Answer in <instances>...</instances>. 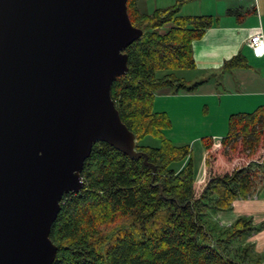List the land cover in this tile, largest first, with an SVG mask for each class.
Here are the masks:
<instances>
[{"label": "trees", "instance_id": "obj_1", "mask_svg": "<svg viewBox=\"0 0 264 264\" xmlns=\"http://www.w3.org/2000/svg\"><path fill=\"white\" fill-rule=\"evenodd\" d=\"M178 7L176 1L144 12L137 0H126L129 20L142 32L124 48L127 69L109 90L120 119L135 134L136 148L154 168L95 141L81 167L82 187L62 194L50 224L48 236L56 245L51 264H243L225 249L241 240L248 247L243 250L253 253L241 239L252 229L247 218L217 227L203 210L226 208L251 191L254 164L264 157V104L228 113L220 137L201 136L200 179L193 178L188 144L163 134L170 125L167 112L152 109L158 88L176 91L198 83L174 69L194 67L191 41L213 18L179 14ZM245 65L240 52L222 62L224 69ZM258 257L255 263L264 264V256Z\"/></svg>", "mask_w": 264, "mask_h": 264}, {"label": "water", "instance_id": "obj_2", "mask_svg": "<svg viewBox=\"0 0 264 264\" xmlns=\"http://www.w3.org/2000/svg\"><path fill=\"white\" fill-rule=\"evenodd\" d=\"M141 32L126 0H0V264H51L95 141L154 168L109 93Z\"/></svg>", "mask_w": 264, "mask_h": 264}, {"label": "crops", "instance_id": "obj_3", "mask_svg": "<svg viewBox=\"0 0 264 264\" xmlns=\"http://www.w3.org/2000/svg\"><path fill=\"white\" fill-rule=\"evenodd\" d=\"M176 1L179 2V14H209L213 23L204 29L200 37L191 41L194 67L189 68L192 75L184 79L189 83H198L191 89L179 88L176 91L164 86L163 92L170 98L179 93H184L180 94L183 97L195 96L196 100L203 101L206 112L210 109L206 99L216 96L214 104H218L220 109L218 119L221 125L220 131L213 130L210 136L217 138L225 132L228 113L248 111L264 104V53L257 55L247 44L249 35L259 30L264 45V0H137V5L140 10L150 12ZM237 52L244 56L247 65L222 68V62ZM165 111L170 115L168 110ZM216 118L214 114L213 119ZM200 148L202 167L198 164L194 170L191 158L194 179L203 175L202 145ZM254 167L256 179L247 195L234 198L226 208L212 210L205 207L203 210L205 220L217 227L229 226L238 217L247 218L252 229L242 233L241 239L250 244L253 253L255 249L264 250V157Z\"/></svg>", "mask_w": 264, "mask_h": 264}, {"label": "rangeland", "instance_id": "obj_4", "mask_svg": "<svg viewBox=\"0 0 264 264\" xmlns=\"http://www.w3.org/2000/svg\"><path fill=\"white\" fill-rule=\"evenodd\" d=\"M161 72H163V70L157 71V73ZM174 72L178 77L182 78L192 75V71H190L189 68L174 69ZM164 89L165 87H161L155 91L152 105L153 110L165 109L168 110L170 114V125L163 129V134L175 144L187 143L189 148H191L190 155L193 159L194 170L197 169L198 164L201 168V141L199 142L198 140H200L201 136L210 135V132H213V130L220 131L221 124L218 119L220 116V109H218V104H214V102H217V98L215 96V98L211 100H208V98L206 99L209 101L210 106V109L206 112L201 99L196 100L197 97L195 96H180V94L184 93H179L177 96H172L170 98L163 92ZM214 114L215 117H217L216 119H213ZM210 122H212V124H210ZM225 129L226 123L224 130ZM193 137H196L195 140H191ZM245 247L246 243L244 244L241 240L239 243L229 242V244L225 246V249L228 256L240 260L243 264H256L255 262L259 259L258 255H264V250L260 252L255 249L254 253H251L250 250H243ZM246 248L248 249V247ZM244 251H246L245 255L242 256ZM257 264H260V262Z\"/></svg>", "mask_w": 264, "mask_h": 264}, {"label": "built area", "instance_id": "obj_5", "mask_svg": "<svg viewBox=\"0 0 264 264\" xmlns=\"http://www.w3.org/2000/svg\"><path fill=\"white\" fill-rule=\"evenodd\" d=\"M247 44L253 49L257 55L264 53V45L262 34L259 30L251 33L248 37Z\"/></svg>", "mask_w": 264, "mask_h": 264}]
</instances>
